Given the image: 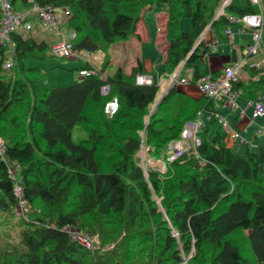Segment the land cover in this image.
Segmentation results:
<instances>
[{
	"label": "trees",
	"instance_id": "1",
	"mask_svg": "<svg viewBox=\"0 0 264 264\" xmlns=\"http://www.w3.org/2000/svg\"><path fill=\"white\" fill-rule=\"evenodd\" d=\"M7 1L15 12L31 5L61 10L62 25L76 33L73 50L102 58L96 75L46 88L43 72L24 64L48 58L50 45L32 35L34 20L0 47V264H264V147L238 155L222 125L211 135L225 99L190 97L176 82L160 93L156 77L138 86L139 59L129 74L122 67L106 74L108 49L136 36L139 21L161 4L167 19L161 73L170 76L182 65L177 78L195 87L208 73L201 34L209 28L225 42L229 17L258 8L231 0L216 17L224 0ZM182 19L188 31L180 30ZM245 70L249 80L236 87L256 99L264 76ZM105 84L109 96L101 94ZM112 97L119 108L108 118L104 105ZM205 113L212 116L198 132L196 154L166 162L167 145ZM66 228L89 236L94 249L71 240Z\"/></svg>",
	"mask_w": 264,
	"mask_h": 264
},
{
	"label": "built area",
	"instance_id": "2",
	"mask_svg": "<svg viewBox=\"0 0 264 264\" xmlns=\"http://www.w3.org/2000/svg\"><path fill=\"white\" fill-rule=\"evenodd\" d=\"M231 0H224L216 17H218L223 9L228 5ZM252 6L258 8V12L253 14H245L240 17L230 16L229 21L231 26L225 31V35L228 39V43L231 49L235 50V60H233L229 66L224 68L222 72L213 77L210 72L205 76L200 77L195 87L199 93L207 98L218 100L220 98L225 99L224 106L230 110L237 109L236 99L240 97L242 91L236 86L241 82V73L246 66L249 68H257L260 70V74L264 76V11L261 6V0H248ZM0 7L2 16L0 19V47L9 45L10 34L16 30L22 29L29 31L32 29V23L29 18L32 14H36L39 20L40 26L49 34L55 36L56 41L49 47V55L58 59H75L79 53L73 50L72 41L76 38L74 31H69L64 28L61 21L62 11L55 9L51 6L37 7L31 5L28 10L21 12H15L10 3L7 0H0ZM237 27L239 34H247L250 37V42L247 43L243 50H240L239 46L232 41V28ZM202 42L203 46L208 49V52L204 53L203 62L209 58L210 54H213L218 48V38L209 31L207 28L200 36L198 44ZM260 57L259 60H255ZM250 58L251 61L247 62ZM80 59L88 64L91 59V54L87 52L80 53ZM12 66V58L10 57L5 63L4 68L10 69ZM79 79L88 76H94L97 74V69L80 68L78 70ZM178 73L171 74L170 80L178 84H188L187 78H177ZM105 80V77H102ZM154 77L150 74H137L135 76V83L138 86H151L154 84ZM101 94L103 96L110 95V86L105 84L101 88ZM119 103L116 97H112L104 105V114L108 118H112L118 111ZM252 111V119L264 118V91L258 95L256 100L247 103L245 108L242 109L241 114H245L247 109ZM211 113H208L206 119H210ZM219 123L229 130L228 124L218 119ZM203 125L202 120L197 122L186 124L181 132L180 139L170 142L166 147V162L172 163L177 159L184 156L186 152L192 150L196 154V149L200 146L201 140L198 136V132ZM231 138L239 139V136L230 131ZM5 151L4 145L0 142V155L3 156ZM152 163L151 160H147L146 164ZM9 174L14 176L13 169L10 167ZM15 195L18 199V208L20 211L24 206L23 201V189L17 184L14 189ZM69 232L70 239L77 241L86 249H94V245L89 236L80 234L71 228H66Z\"/></svg>",
	"mask_w": 264,
	"mask_h": 264
},
{
	"label": "crops",
	"instance_id": "3",
	"mask_svg": "<svg viewBox=\"0 0 264 264\" xmlns=\"http://www.w3.org/2000/svg\"><path fill=\"white\" fill-rule=\"evenodd\" d=\"M158 6H160V5H155L153 10L158 9L159 8ZM161 8L162 7H160L159 10H161ZM165 12H166V8H165ZM162 14H163V12H159L156 15L162 16ZM145 16L137 24L136 36L129 38L127 41L122 42L123 46H124V43H126L128 45L129 42H134V44H133L134 46H139L140 45L139 43L146 40L147 38L149 39L151 37V35L154 36L155 40L158 41V36H159L158 31L160 30V26L164 24L166 15L164 14L162 16V18H160V19L156 16V21H155L154 27H152V25L145 20ZM30 19L35 21L33 31H37V32L40 31V29L42 27L39 24V20H38L37 15L33 13ZM232 32H233L232 41L236 45L239 46L240 50H243L245 45L250 42L249 35L239 34L237 31V27H233ZM245 38H248L249 40L243 41ZM218 43L219 44H218L217 50L212 54L213 56H209V58L205 62V65L207 66L208 72H210V73L217 72L220 74L222 72V70L224 68H226L227 66H229V64L233 61V56H235V50L231 49V47L228 43V39L225 42H221L220 39H218ZM51 44H48V45H51ZM156 45H157V43H156ZM158 51L161 52L160 49ZM161 53L165 54L164 51ZM231 58H232V60H231ZM138 59L141 62L143 72L146 74H150L153 77H156L157 83L159 85L160 84L159 83L160 75L158 74V72L161 73L163 70V66L161 63L162 61L160 63H157V62L153 63V66H152L149 61H147L145 64H143L139 57L136 58V60H138ZM70 60H73V61L79 60L80 61V64L75 69L76 70L75 76H77V73H78L77 69L82 68L85 65V63L80 59V53L78 54L77 58L70 59ZM250 61H251V59L248 58L247 62H250ZM99 62H100V60H99ZM163 62H164V60H163ZM89 64H91L95 69H99V64L94 65L90 62H89ZM111 64H112V59H111ZM134 65H135V62L131 63V68ZM118 67H122L126 74H129L131 71V68H130L129 72H126L124 66H122V65H120ZM161 67H162V69H161ZM181 69H182V65H180L175 72L179 73ZM44 72L45 71H43V73ZM189 72H191V70H189ZM161 75H162V73H161ZM162 76H164V75H162ZM183 77L187 78L186 76H183ZM77 80H79V77L76 78L75 81H77ZM248 80H249V73L244 69L243 72L241 73V82L245 83ZM177 89L180 92H182V93H184L190 97H193L196 99H198L200 97L198 90L192 85L177 84ZM239 89H241L242 93H241L240 97L236 99L237 109L230 110L227 107L223 106L220 108V110L218 111L217 114H218L219 119L224 120L228 124L230 131L234 132L235 134H237L239 136V139L231 138L230 131L226 130L228 132V146L231 147L233 149V151H235L237 154H238V152H240L242 150V153L238 154V155H243L247 148H249L251 150V152H255L258 146L264 147V118H258V119L253 120L252 116H251L252 111L250 108L246 110L245 114H243V115L241 114L242 109L245 108L247 103L250 101H254L256 99L247 98L245 93H244V90L242 88H239ZM263 91H264V89L260 93H262ZM207 114L208 113H205L201 119L203 122V125H206V123L208 121L206 119ZM189 123H191V122H189ZM189 123H187V124H189ZM218 125H221L219 123V120H218L217 125L213 126L212 131H211V135L213 134L214 130L216 129V127Z\"/></svg>",
	"mask_w": 264,
	"mask_h": 264
},
{
	"label": "rangeland",
	"instance_id": "4",
	"mask_svg": "<svg viewBox=\"0 0 264 264\" xmlns=\"http://www.w3.org/2000/svg\"><path fill=\"white\" fill-rule=\"evenodd\" d=\"M158 6L161 8V10L156 9L148 12L145 16V20L149 22L152 27H154L155 21H156V16L160 19L162 16L165 14V6L161 4ZM159 12H163L162 16L156 15ZM63 19V16L61 14V21ZM166 16H165V21L164 24L160 26V30L158 31V41L155 40V37L151 35V37L141 43H139V46H134V42H127L126 43L120 42L115 45H113L111 48L108 49V53L111 55L112 58V64L107 68L106 74L111 75L118 66L122 65L125 68L126 72H129L131 68V63L136 62V58H140L143 64H145L147 61L151 63L153 66V63H163L164 56L166 54V46L167 43L165 41V23H166ZM189 21L187 19H182L180 21V30L181 31H188L189 30ZM32 35L37 38L39 41H44L48 44H51L52 42H55V36L52 34L47 33L43 28L40 29V31H32ZM249 40L248 38H245L243 41ZM157 41V42H156ZM157 43V45H156ZM160 49L161 52L164 51L165 54L159 52L158 50ZM102 58V54H96L93 55L91 54V59L90 63L92 64H99V60ZM260 57H257L255 60H259ZM24 64L26 67H35L39 68L42 72L45 71L44 74V79L42 82L43 87H56V86H66L71 83H73L76 78H78L75 73V69L78 67L80 64L79 60L73 61L70 59H58L55 57H51L48 54V58L44 60H37L34 58H28L24 60ZM40 65V66H39ZM162 69V67H161ZM175 73V72H174ZM146 74V73H145ZM160 75L159 79V87H160V92H163L166 87L171 83L170 77L169 76H162L160 72H158ZM162 76V77H161ZM74 140L76 141L77 138L74 137ZM242 150L238 152V154H241ZM161 164V163H160ZM162 165V164H161ZM1 231V230H0ZM9 231V230H7ZM1 234V232H0ZM97 245H95V248Z\"/></svg>",
	"mask_w": 264,
	"mask_h": 264
}]
</instances>
